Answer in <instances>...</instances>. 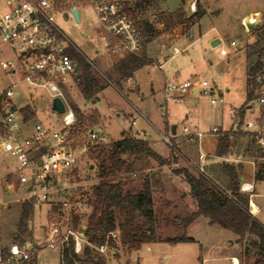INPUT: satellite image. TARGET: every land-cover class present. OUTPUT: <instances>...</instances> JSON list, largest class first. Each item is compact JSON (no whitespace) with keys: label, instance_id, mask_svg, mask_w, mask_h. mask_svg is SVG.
Segmentation results:
<instances>
[{"label":"rangeland","instance_id":"1","mask_svg":"<svg viewBox=\"0 0 264 264\" xmlns=\"http://www.w3.org/2000/svg\"><path fill=\"white\" fill-rule=\"evenodd\" d=\"M200 1L207 7V0ZM154 2L159 6L163 0ZM217 3L223 7L226 21L219 23V31L222 34L218 32V24L204 18L200 25L192 30L181 28L173 34L154 38L152 41L162 37L161 40L151 41L148 47V57L153 59V62L138 70L132 78L120 83L114 78L113 65L122 59L109 56L103 50L98 38L99 22L93 7L80 6L79 24L71 16H59L60 28L79 52L81 63L92 68L100 91L99 101L94 104L86 103L77 86L68 84L66 99L69 104L81 110L86 120L83 127H77L71 134L72 138L77 140L78 144L83 143L85 140L83 132L90 127L104 136V145L109 146L121 140L124 133H128L133 138L151 142L152 147L169 162L160 167L157 162L151 160L150 170L145 173L136 176L122 175L109 180L126 182L127 189L135 192L142 189L146 177H153L161 182L163 189L157 186L153 188L156 235L162 242L144 245L138 252L133 253H128L122 248L116 257H106L108 264H232V258L237 259L239 264H255L258 259L250 238L241 240L221 226H210L207 218L201 217L192 223L187 233L183 226V220L197 210V204L191 195L190 186L184 177L175 171L183 169L194 176H199L201 173L198 168L202 164L197 153V142L192 143L189 137H185L183 128L187 127L190 131L195 129L206 134L203 139L204 148L200 149L212 152L216 141V134L212 133V129L214 127L226 129L230 124L228 110L231 107L242 108L247 103V71L259 57L264 61V51H261V45L257 42L256 29L244 27V33L238 23L239 17L251 9L249 0H218ZM258 4L260 9L264 10V0ZM191 5L185 10L188 15L192 14ZM180 6L181 0H166L165 3L166 9L170 11ZM159 9L152 4L140 17L154 28L160 29ZM215 37H221L222 43L214 47L212 41ZM232 42L236 43V47H232ZM163 46L165 49L161 54ZM174 48L179 49L181 53L174 55ZM221 49H225L228 55L222 56ZM2 63H11L13 68H16L18 53L14 45L0 40V90L8 88L11 82L19 83L22 96L15 102L19 118L28 116L32 125L37 122L56 131L64 129L59 115L50 111L51 100L48 94L42 89H34L20 82V74L13 75L11 69L4 70ZM159 65H163V68L160 69ZM167 82L198 84L206 82L208 84L206 88L213 90V97L218 103L212 105L211 95L204 94L197 97L189 95L181 102L166 98ZM221 99L223 103L219 102ZM255 104L256 113L259 107L256 102ZM94 115L96 122L90 123L88 120ZM190 116H194L195 119H190ZM133 121H136V125L132 124ZM174 126H177V137H181V141L185 143L189 142L191 148L187 151L177 147L180 142L174 140L175 136L172 133ZM140 132H147L148 137L139 134ZM162 135L169 136L172 145L166 144L162 140ZM251 141L248 136L240 135L232 153L223 159H213L212 165L208 167L210 172L206 169L205 174L218 186H222L225 181L221 170L222 164L226 162L238 165L234 163V159H240L243 163L241 165L247 169L246 181L256 185L254 191L256 196L252 197V201L254 200L253 203L260 208L258 221L264 227V180L256 181L252 178V166L248 161L256 163L255 172H258L260 162L257 161L258 155L254 157V152L257 151L254 142L251 145ZM185 157L191 163H188ZM15 163L16 161L8 154H0L1 255L2 251H8L14 241L23 204L19 199L24 193L15 183L6 181ZM242 172L244 173V170ZM79 175L87 181L90 191L99 183L98 162L89 152L83 155ZM170 176L173 177V181L169 180ZM8 184H15L14 192L8 190ZM181 194H185V198H182ZM48 210L49 207L46 205L34 207L28 222V233L21 236L18 241L29 239L43 241V230L47 221L53 218L47 216ZM184 235L194 238L195 242L175 245L163 242L165 239ZM61 261L59 248L37 251L36 264H61Z\"/></svg>","mask_w":264,"mask_h":264},{"label":"built area","instance_id":"2","mask_svg":"<svg viewBox=\"0 0 264 264\" xmlns=\"http://www.w3.org/2000/svg\"><path fill=\"white\" fill-rule=\"evenodd\" d=\"M64 1L0 0V40L14 45L18 53L16 68L11 63H2V68L11 69L13 75L19 73L20 82L44 90L51 102L60 98L65 104V112L59 115L64 129L56 131L37 122L30 128L17 113L15 102L22 96L19 83L11 82L8 88L0 90V154H8L16 161L10 175L15 177L20 191L24 193L19 201L29 203L33 208L46 205L49 207L47 216L53 217L43 230L42 242L34 239L13 242L5 257L0 254V264H36L37 251L40 249L59 248L62 260L64 249L71 242L77 255H81L88 244L84 235L85 227L77 228L73 224L74 218L90 211L93 203V193L87 181L79 175V170L83 155L93 146L104 145L105 137L91 128L85 132L83 143L78 144L71 136L76 116L66 99V90L70 83L76 86L74 78L79 67L75 70L78 63L71 51L79 52L60 28L59 16L74 18L71 8L80 10L81 5H90L99 22L98 38L109 56L123 59L140 56L144 50L142 31L136 19L123 8L121 0ZM190 8L192 13L196 11L195 2ZM248 21L250 24L251 20ZM247 23H243L246 29ZM251 23H257L255 29L264 28V14ZM231 45L235 47L236 43L232 42ZM179 53L181 51L174 48V55ZM220 53L222 56L228 55L225 49H221ZM257 81V112L254 109L256 104L252 102L254 107L247 109L249 103L244 115L242 108L231 107L227 113L232 120V129L254 142L258 152L257 161L264 169V72ZM207 86L206 82H167L165 95L176 102L184 101L189 95H211L210 102L216 105L218 101L213 97L214 92ZM219 102L223 103V100ZM132 124L135 125V121ZM212 133L218 135L219 129L213 128ZM183 135L199 141L204 136L201 132L192 133L187 127L183 128ZM162 140L172 145L169 136L162 135ZM206 158L207 155L200 152L199 161L202 164L198 171L201 174H205L203 163ZM252 164L256 166V163ZM8 190L14 192L15 184H8ZM240 191L250 194L249 212L255 217L260 210L252 201L255 196L254 185L244 180ZM122 248L120 233L116 231L110 233L107 241L96 247V250L104 257H116ZM231 260L232 264H239L235 262L237 259Z\"/></svg>","mask_w":264,"mask_h":264},{"label":"trees","instance_id":"3","mask_svg":"<svg viewBox=\"0 0 264 264\" xmlns=\"http://www.w3.org/2000/svg\"><path fill=\"white\" fill-rule=\"evenodd\" d=\"M121 3L123 8L136 19L142 31L144 50L140 56H127L114 63L113 72L117 83L132 78L138 70L151 64V61L146 57L145 50L152 39L172 33L177 28H186L195 21H199L204 15L199 6L190 16L183 8L175 12H159L158 19L159 23L163 25V29L157 31L152 24L143 21L140 17L154 4V0H121ZM255 33L263 52L264 28H257ZM71 55L79 64V70L75 77L76 86L84 101L92 102L100 94L92 68L81 63L76 52L71 51ZM263 72L264 61L259 57L258 61L247 71V103L242 107L243 115L246 112V106L256 99V91L259 87L257 78ZM69 105L76 116L73 133L77 127H83L86 120L77 106ZM88 121L95 123L96 116H92ZM89 128L85 129L83 133ZM240 135L243 134L219 131L216 156L224 158L230 155ZM251 145H253V141H251ZM88 152L98 162L99 183L92 188L93 203L90 211L81 217L74 218L73 222L74 227L86 228L84 235L88 244L84 247L83 253L77 255L71 242L64 249L61 264H108L107 258L99 254L96 247L105 243L108 235L116 231L120 233L121 245L128 253L138 252L144 245L162 242L156 235L153 202V188L156 186L162 188L161 182L153 177H146L142 189L134 192L127 189L126 182L109 180L122 175L136 176L145 173L150 170L151 160L157 162L160 167L169 162L153 150L148 141L133 138L128 133H124L121 140L113 142L109 146L96 145L91 147ZM257 153L254 152V157L258 155ZM241 168V165L224 162L221 166L225 177L222 186H218L206 174L194 176L187 170H176L175 172L182 175L190 186L191 195L197 204L196 212L183 220V226L186 230L198 218L204 217L209 220L211 226H221L237 235L241 240L248 237L258 256L255 264H264V227L249 212L250 194L240 191ZM255 179L256 181L264 180L263 167L258 169ZM8 181L18 186L14 176H9ZM33 209L29 203L22 204L17 233L14 235L13 242H19L21 236L28 233V222ZM109 242L112 243V240L109 239ZM163 242L175 245L192 243L195 240L184 235L179 238L165 239ZM6 254L5 250L2 251L3 257Z\"/></svg>","mask_w":264,"mask_h":264},{"label":"crops","instance_id":"4","mask_svg":"<svg viewBox=\"0 0 264 264\" xmlns=\"http://www.w3.org/2000/svg\"><path fill=\"white\" fill-rule=\"evenodd\" d=\"M154 1H156V0H154ZM217 1L218 0H207V7L205 6H203V4H202V2L200 1V0H192V1H188V2H185L184 0H181V6L180 7H178L176 10H174V11H170V10H168V9H166V7H165V3H166V0H163V2H161V4H159V6H158V4L157 3H155L154 2V4L158 7V8H160L159 9V12H175V11H177L178 9H180V8H183V10L185 11V10H187L188 9V7H189V5H191L192 3H194L195 2V4H196V8L199 6L200 7V9L204 12V15L201 17V19L199 20V21H195L194 23H192V24H190L188 27H186V29H190V30H192L195 26H197V25H200V22L204 19V18H209V20H211V21H214L215 23H216V25L218 26V32H219V34H222V32L221 31H219V29H220V27H219V23H225L226 21H225V18H224V12H223V7L221 6V5H219L218 3H217ZM259 1H261V0H249V2H250V5H251V9L249 10V11H245L240 17H239V19H238V23H239V26H241V28L243 29V32L245 31L244 30V26H243V23L244 22H249L248 20H249V18H250V23L251 22H253L254 20H259L260 19V17L264 14V10H262V9H260V7H259V4H258V2ZM153 4V5H154ZM79 12H80V10H79ZM186 12V11H185ZM188 15V14H187ZM191 15V14H190ZM190 15H188V16H190ZM247 18H248V20H247ZM158 25L161 27L160 29H158V28H155L157 31H161L162 29H163V25L162 24H160V23H158ZM182 28V27H181ZM181 28H177V29H175L172 33H168V34H173L174 32H176V31H178L179 29H181ZM245 33V32H244ZM162 38V37H161ZM161 38H159V39H156V40H154V41H152V42H155V41H158V40H161ZM215 40H219L220 41V43L218 44V45H220L221 43H222V38L221 37H215L214 38ZM151 41H150V43L146 46V50H145V54H146V57L149 59V61H151V62H153V59H150L149 57H148V47H149V45L151 44ZM213 42V41H212ZM236 47V46H235ZM165 49V47L163 46V49H161V51H160V53L162 54V52H163V50ZM160 66H162V68H163V65H159V68H160ZM162 68H160V69H162ZM138 86V85H137ZM139 87V86H138ZM22 110V109H21ZM23 118V120L25 121V122H27V124L30 126V128H32V123H30V120H29V117L28 116H23L22 117ZM190 119H195V117L194 116H190ZM229 120H230V124L227 126V128L226 129H223V127H217L218 129H219V131H227V132H235L234 131V129H232L233 128V125H232V120H231V118L229 117ZM135 125H136V121H135ZM215 128V127H214ZM192 131V133H196V131L197 130H195V129H191ZM177 127H176V133L175 134H173L174 136H175V138H174V140H176V141H178V142H180V144L177 146L178 148H182V150L183 151H187V149H189V148H191L190 147V145L188 144L189 142H187V143H185L184 141H181V137H177ZM198 132V131H197ZM172 133H173V130H172ZM139 134H141V135H145V136H147L148 137V133L147 132H140ZM209 136H210V134H208ZM205 136H206V134H204V136L202 137V139L199 141V140H197V139H194V140H191L192 141V143H196L197 142V145H198V147H197V153H198V156H199V154H200V152L201 153H203V154H206L207 155V158H206V160H205V162H204V167H205V170L207 169L208 170V172H210L209 171V169H208V167L210 166V165H212L211 163H212V161H213V159H216V158H218L217 156H216V148H217V140H218V135H216V141H215V149H213V151L212 152H210V151H208V152H205V151H202V149H200V148H204V142H203V139L205 138ZM183 137V136H182ZM239 139V138H238ZM144 140H146V139H144ZM147 141V140H146ZM203 142V143H202ZM151 142H149V144H150ZM211 143V142H210ZM201 145H202V147H201ZM150 146H151V148L153 149V150H155L153 147H152V145L150 144ZM156 151V150H155ZM157 152V151H156ZM158 153V152H157ZM159 154V153H158ZM162 156V155H161ZM162 157H165V156H162ZM190 157V156H189ZM221 159H223V158H221ZM185 160L188 162V163H191L190 162V160L187 158V157H185ZM250 164H251V166H252V178H254L255 179V177H256V174H257V172H255V167L253 166V161H248ZM201 163V162H200ZM234 163H237L238 165H241V164H243L242 163V161L240 160V159H234ZM241 169H242V171L244 170V173L242 172V176H241V178H240V181H241V179L243 178L245 181H246V167L244 166V165H241ZM9 176H12V175H10V173L8 174V176H7V178H6V181L8 182V177ZM169 180L170 181H173V177L172 176H170L169 177ZM256 180V179H255ZM249 183H251V184H253L254 185V187H255V190H256V185H255V183H253V182H249ZM182 198H185V194H181L180 195ZM256 196V195H255ZM254 198V197H253ZM172 199V198H171ZM172 200H174V199H172ZM254 201V200H253ZM255 202V201H254ZM174 205V204H173ZM255 205L259 208V206L255 203ZM259 210H260V208H259ZM194 212H196V211H194ZM193 212V213H194ZM261 214V211L256 215V218H257V220H258V216ZM201 218V217H200ZM200 218H198L196 221H198ZM195 221V222H196ZM194 222V223H195ZM193 223V224H194ZM209 223V222H208ZM193 224H191L187 229H186V233H187V230L193 225ZM210 225V224H209ZM211 226V225H210ZM189 237V236H188Z\"/></svg>","mask_w":264,"mask_h":264},{"label":"water","instance_id":"5","mask_svg":"<svg viewBox=\"0 0 264 264\" xmlns=\"http://www.w3.org/2000/svg\"><path fill=\"white\" fill-rule=\"evenodd\" d=\"M71 14L73 15L75 21L79 24L80 23V13H79V10L78 8L76 7H73L71 8L70 10ZM247 27L250 29V30H253L257 27V24L255 23H247ZM220 43L219 40H214L212 42V46H217L218 44ZM24 55V53L22 54ZM79 67L78 64L75 65V70H77ZM100 98L97 97L96 100H93L92 101V104H94L96 101H99ZM254 107V104L253 103H250L248 106H247V109H252ZM50 111L57 114V115H62L64 112H65V104L64 102L60 99V98H55L52 102H51V105H50ZM176 127L177 126H174L173 127V134L176 133ZM244 179L242 178L241 179V182H243ZM86 228H84L85 230Z\"/></svg>","mask_w":264,"mask_h":264},{"label":"bare ground","instance_id":"6","mask_svg":"<svg viewBox=\"0 0 264 264\" xmlns=\"http://www.w3.org/2000/svg\"><path fill=\"white\" fill-rule=\"evenodd\" d=\"M250 19V18H249ZM247 20H248V18H247ZM255 205V204H254ZM255 208H256V206H255ZM235 262H238V261H235Z\"/></svg>","mask_w":264,"mask_h":264}]
</instances>
